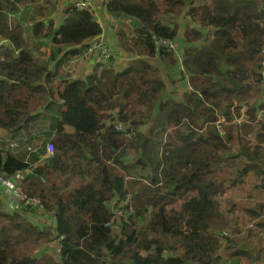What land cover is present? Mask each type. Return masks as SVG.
Wrapping results in <instances>:
<instances>
[{
	"label": "trees",
	"instance_id": "obj_1",
	"mask_svg": "<svg viewBox=\"0 0 264 264\" xmlns=\"http://www.w3.org/2000/svg\"><path fill=\"white\" fill-rule=\"evenodd\" d=\"M67 1L55 26L52 1L0 0L6 39L0 43V130L17 138L43 118L49 133L38 149L19 151L22 156L13 152L18 146L0 144V173L27 171L22 190L41 198L54 222L30 207L6 212L0 199V264H223L228 213L238 206L222 199L227 190L250 177L248 189L261 200L242 205L263 217L264 89L257 55L264 47V0H108V12L130 24L115 40L127 53L126 65L118 67L121 51L115 52L72 79L59 73L63 60L76 54L67 48L87 49L103 28L92 10ZM22 7L36 14L28 26L10 19ZM180 15L191 25L184 34ZM204 29L218 41L202 48L197 40ZM155 36L178 38L186 67ZM48 43L53 68L33 54ZM158 64L178 70L177 86L167 85ZM119 121L123 130L115 126ZM128 202L134 212L106 226L112 207ZM231 254L242 256L234 264H258L242 248Z\"/></svg>",
	"mask_w": 264,
	"mask_h": 264
},
{
	"label": "rangeland",
	"instance_id": "obj_2",
	"mask_svg": "<svg viewBox=\"0 0 264 264\" xmlns=\"http://www.w3.org/2000/svg\"><path fill=\"white\" fill-rule=\"evenodd\" d=\"M135 1H137L138 3L141 2V0H135ZM260 1L263 3V0H260ZM63 8L60 7L59 9H55L53 11V15L52 16H53L54 23H55V21H61L62 20V18H63ZM99 8H100V10H103L102 6L100 7V4L98 5V10H99ZM90 10H92V9H90ZM19 12L22 13V10L19 11ZM25 13H26V16H27V17L25 16L26 17L25 20L22 19V14H21V16L11 15L10 18L14 22L15 21H17V22H22L23 21V24L25 26H28V24L30 23L29 19L34 18L36 16V14L34 13V9H28V8L25 10L24 14ZM176 20H177V22H178V24L180 26V30H179L180 34H184V31L186 30L187 26H191L189 24V20L186 17L183 18L182 15L176 17ZM97 22L99 23L98 19H97ZM259 22L262 25H264V21H259ZM123 25H125L124 28H127V27H129L130 24L126 23V22H123V23H120L118 25L119 27L118 26L117 27L120 28ZM100 26H101V24H100ZM110 29H111V27H108L106 29V31L108 32ZM195 29H198V27H195ZM99 38H97V39H99ZM38 39L40 41L44 40L43 38H38ZM197 41L200 42V47L203 48L207 43L210 44V43L216 42L218 40H216V37L213 35V30L210 31L209 29H204L203 30V36L200 39H198ZM104 43L106 44L107 49L109 47L110 51L112 52L111 47L109 46V44H107L106 41ZM175 43H176L177 52H174V55L176 57H178L179 53H180L179 50H182V46H181L178 38H177V42L175 41ZM34 50H37V54H36L35 57L37 58L38 61H40V62H42L44 64L48 63L50 65V67L53 68V66L55 65L57 60L55 62H53V63L50 62L49 54L52 51V49H51V45L49 43L46 46L39 47V48L34 49ZM190 51L191 52H196L197 49L194 48V47H191ZM263 52H264V47L261 49V53H259L257 55V57H259V56L263 57ZM122 57L125 58V55H122ZM70 60H71V57L70 58L67 57L66 60H63V62L61 63V65L59 67L60 76L66 77L69 74L68 70L72 69V67H75L77 65L75 60L72 63L69 62ZM185 67H186V65H185ZM191 67H194V66H190V68ZM158 68L160 69L161 73L162 72L163 73L166 72V76H164V78L167 81V85L171 89L179 84V81L175 82V83L172 82L173 80H177L180 77L179 72H178L177 69H175L174 67L165 69L159 64H158ZM195 69H197V68H195ZM260 72H261V68H260ZM68 77H71V76L68 75ZM179 92L180 93L182 92V88L181 87H179ZM256 98H258V97H256ZM256 100H250L249 103L252 104ZM245 110H246V107L244 108V111ZM109 113L117 116V109H113ZM45 117L48 119V117H50V113L48 112ZM42 120H43V118H41L38 121L34 122L32 128H31L32 129L31 132H33V130H35L38 126L41 125V123H42L41 121ZM218 133L221 134L222 132L219 131ZM24 134H27V135L32 134V138L34 137V135H33L34 132L33 133H29V131H21V132L17 133V135H16V136H20V137H17L15 139L17 140L19 138H23V137H21V135H24ZM248 134L251 137H253V138L256 137V134L254 132H252V131H248ZM37 139H39V138H37ZM33 140L34 139H32V142H34ZM23 142L24 141L22 139L19 142V145H18L19 148L13 150V152L16 155H19V156L23 155V154H21L19 152V151H22L21 148H24ZM247 179H248L249 182L243 183L242 186H239V187L235 186V187L229 188L227 190L226 194L222 196V199H224V200L226 198H229L232 202L238 203L237 204L238 206H236V209L233 210L232 212L228 213V217H229V221H230V224H229L230 228L227 229L226 232L223 234V238L229 236L230 237V241H227L226 239H224L225 246H228L229 248H228V250L226 252L223 251V256L227 260L223 264H230L232 262L234 264V263L237 262V260L240 257L242 258V256H233V257H231L232 251H235L238 248H242L244 251H250L253 255H255L257 257L258 264H264V227L257 224L260 221H264V209H263V217L261 219H259L258 217L251 216L245 210L246 206L242 205V203L248 204L249 201H253L252 203H250V206H252V205H254V202L261 200V198L259 196H255L256 192H251L248 189L249 185L251 186L253 184V181H251L250 177L247 178ZM250 194L253 197L249 198L248 196ZM261 197L264 198V195H261ZM30 212H32V211H30ZM26 213H28V215L31 218V216L33 215L34 212H32V213L26 212ZM39 213H40V211L38 209H36L35 210V215H39ZM43 216L47 219V217L45 215H43ZM36 217H38V216H36ZM45 218H43V219L45 220ZM31 221L34 224H37V221L32 219V218H31ZM47 221L50 222L51 225L54 224V222L51 219H47ZM56 246H57L56 242L55 241L52 242L50 244L49 253H51L53 255L56 254L55 251H54ZM259 252H261V254H259ZM244 259L246 260V263H247L248 259L247 258H244ZM237 264H241V263L238 262Z\"/></svg>",
	"mask_w": 264,
	"mask_h": 264
},
{
	"label": "built area",
	"instance_id": "obj_3",
	"mask_svg": "<svg viewBox=\"0 0 264 264\" xmlns=\"http://www.w3.org/2000/svg\"><path fill=\"white\" fill-rule=\"evenodd\" d=\"M74 6L78 9H91L92 5L90 0H73ZM99 38V37H98ZM106 40L100 36L99 39L95 38L88 42L86 53L83 56H90L94 64L102 63L108 60L112 56L110 48L106 47L104 43ZM154 42L161 47H167L172 49V51L177 52L176 43L173 39L159 38L154 37ZM107 43V42H106ZM108 44V43H107ZM261 81L260 86L264 89V52L262 57V68H261ZM262 103H264V94L261 98ZM115 126L118 129L123 130L125 125L119 121L116 122ZM131 132H127L126 136H130ZM2 140V138H0ZM11 138L6 139L5 143L11 142ZM10 145L16 148L19 144L16 142H11ZM13 148V149H14ZM29 150H34L31 147H28ZM47 155H51L54 152V144L52 141L47 142L46 144ZM27 171H17L14 175L6 176L5 174L0 173V199H3L4 204H9V207L12 210H18L23 207H30L34 209H43L44 204L42 199L39 197H32L21 188L22 182L25 179ZM134 212V208L130 202L125 204H115L112 207L111 217L106 222V226L110 225L116 220H120L122 217L126 216L128 213ZM59 247V245H58Z\"/></svg>",
	"mask_w": 264,
	"mask_h": 264
},
{
	"label": "crops",
	"instance_id": "obj_4",
	"mask_svg": "<svg viewBox=\"0 0 264 264\" xmlns=\"http://www.w3.org/2000/svg\"><path fill=\"white\" fill-rule=\"evenodd\" d=\"M49 1H52L56 5V9H59L60 7H62V8L64 7L63 8V12L68 6V1L67 0H49ZM90 2H91V5H92L91 9L94 12L96 18L98 19L99 23L101 24V26L103 28V32H102L101 36L106 40V42L111 47V50H112L113 54L115 52H119L120 53L121 48L115 47V40L117 38V31L119 29L118 25L120 23H123V22L129 23V21H119L116 18H114L107 10V2H108V0H90ZM99 4H100V7L102 6L103 10H100V8L98 10V5ZM24 9L26 10L27 7H22V9H21L22 13L20 12L17 15L21 16V14H22V17L26 19L27 16L25 17V15H24V12H25ZM52 20H53V16H52ZM60 23H61V21H55V26L60 25ZM108 27H111V29L107 32L106 29ZM3 41H6V39L4 37H2V35L0 34V43L3 42ZM37 44H39V42H37ZM39 47H42V46H38V47H36L34 49H37ZM67 50L70 51V52L75 51L76 54L72 56V58H71V60L69 62L72 63L75 60L76 63H77V65L75 67H72V69L68 70V72H69L68 75L71 76V77H68L69 79H72V78H75V77H85L87 74H89L94 69L95 64L93 63L92 58L90 56H83L86 53V46H80V45H78L76 47L72 46V47L67 48ZM179 52H178L179 53V56H178L179 62L181 63V66L184 68L185 64L183 62V53L180 50H179ZM33 54H34V56H36L37 50H34ZM122 55H125V58L122 57ZM126 55H127V53L125 51H123V52L121 51L120 57L118 58V60H116V63L118 64V67L120 69H122L126 65V61H125L126 60ZM68 58H70V56ZM31 130H30L29 133H33L34 132V134H33L34 137L33 138H32V134H29L28 136H27V134L21 135V137L27 136V138H23L24 148H21L22 151H25V149L27 151H30L28 149V147H31L32 149H38L37 147H34V145L35 146H40L42 140L45 139L47 137V135L49 134V133L47 134V128H46V126H45V124L43 122L41 123L40 126H38L35 130H33V132H31ZM219 131L223 132V129H219ZM2 133L3 132L0 130V137L1 138L2 137H6L4 135V133L3 134ZM30 136H31V138H30ZM8 138H10V137H8ZM37 138H39V139H37ZM32 139H34L33 140L34 142H32ZM19 142H18V144H19ZM0 144L1 145H6L7 143L2 142ZM0 189H1V187H0ZM2 204H3V209L6 212H9L8 209H7V207H9V204H4V203H2ZM38 210L40 211V214H44L45 215L46 211L44 212V208L43 209H38Z\"/></svg>",
	"mask_w": 264,
	"mask_h": 264
},
{
	"label": "bare ground",
	"instance_id": "obj_5",
	"mask_svg": "<svg viewBox=\"0 0 264 264\" xmlns=\"http://www.w3.org/2000/svg\"><path fill=\"white\" fill-rule=\"evenodd\" d=\"M1 138V137H0ZM23 138H27V136H23ZM6 139H8V137H2V140H0V143H2L3 141H5ZM11 142H14V143H18V140H16L15 138H13L12 140H11ZM11 142H8L7 144H8V149H13L14 147H12L11 145H10V143Z\"/></svg>",
	"mask_w": 264,
	"mask_h": 264
}]
</instances>
